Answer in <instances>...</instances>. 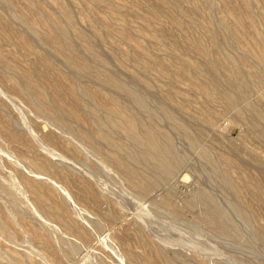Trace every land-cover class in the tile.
<instances>
[{
  "label": "bare ground",
  "instance_id": "6f19581e",
  "mask_svg": "<svg viewBox=\"0 0 264 264\" xmlns=\"http://www.w3.org/2000/svg\"><path fill=\"white\" fill-rule=\"evenodd\" d=\"M0 3L11 10L13 17V22L11 23L20 26V29L15 32L16 37L11 36V38L7 35L6 38H3L4 40L1 39L3 40L2 43L5 44L7 41V44H13L16 47L17 53L28 58L32 57L31 61L34 63L38 60L40 63L46 64L48 68H51L47 70V74L44 72V75L37 74L33 69L31 71L29 69H22L16 63L17 61L9 58L0 47V77L5 80L8 88L15 93L17 92L25 100L24 102L28 104L30 109L60 130L70 134L74 138L72 139L74 142L75 140L76 142L78 141L77 145L79 142L83 143L82 145H85L102 162L104 168L121 181L122 185L126 186L122 187L127 188L128 192L139 200L150 196L149 193L152 190H156L157 187L161 189L160 185H163L165 181L174 177L180 167L182 168L181 165L186 159V154L181 151L183 149H179L178 144L179 141L185 142L191 150L198 153L199 159L202 162L201 165H203L204 175L220 189L222 196L229 202L228 205L230 204V208L236 217L244 221L246 228L254 238L258 240L264 239V226L259 227L255 224L256 217H258L257 214L255 216V213H252L253 210L245 209L236 200V198L241 200L244 195L248 194L255 201H258V203L264 204V191L259 187V183L249 180L247 170L242 169L236 162L224 159L223 163L225 166H222V161L220 162L214 158L209 148L203 147V145L200 146L201 144L199 145V136L202 130L209 126H214L217 117H219V109L215 108L212 103L219 102L226 108H236L239 104L238 102L241 99L247 101L246 98L253 91L252 88L260 86L262 82L259 75L257 76L253 73L248 65L241 62L238 57L231 53L232 51L226 50L229 45L228 41L207 15V10L211 9L209 0H157L159 12L168 17L173 25V30H169V36L176 41L177 44H175L182 48L185 53L192 56L191 59H187L178 55V51L173 50L174 48L168 49L170 56L176 58L178 61L179 74H188L190 76L191 91L200 94L204 98L205 109L207 111L205 110L206 113L200 115L195 130H191L188 127L190 125L186 123L188 119L185 120L182 118L183 116H180V113L173 110L176 109V106L171 109L157 103L152 98L153 94H151V90V92L149 91L147 82L140 79L137 80V83H135L136 81L132 82V76L131 78L130 76L128 77L131 79L130 81L125 78L126 76L123 77L125 75L124 72L122 75L108 68L110 61L108 62L104 56L105 53L101 52L102 50L95 42V39L92 40L91 31L89 32V36L86 32L79 31L81 28L79 30L75 29L74 16H77L80 12L74 14V11L72 13L73 10L70 6H74L70 5V2V6L68 3H57L59 9H56L59 12H54L50 15L44 14L42 7L40 8L39 4H37V0H21L20 2L16 0H0ZM19 3H21L20 6ZM99 4L98 2L97 5ZM241 4L244 9L243 17L231 14L237 28L243 32V37L240 38L239 42L241 46L250 47L247 50L255 56L258 62H264V50L261 47L263 36L257 29L258 24H256L254 15L250 11L248 0H241ZM24 9L26 12H24ZM82 18L91 28H96L88 21L89 19L87 20L83 16ZM78 19L80 21V18ZM78 19L76 22L80 23L81 21L79 22ZM217 20L218 22L220 21L218 18ZM11 28L7 31H11ZM246 29H248L249 34L245 32ZM95 31H97V28ZM158 33L159 31H157ZM12 34L14 35V33ZM97 40L99 42V39ZM120 55L119 57H121ZM122 56L126 57V54ZM59 63L63 65L62 67L65 70L60 68ZM122 66L120 65V67ZM136 77L133 78L136 80ZM57 83L63 87L62 91L56 88ZM90 83L91 85H89ZM92 85L95 86L93 87ZM49 89L53 92L50 93ZM171 93L174 94L172 91ZM238 117L254 128L257 135L264 140V96L261 102H247L246 107L244 106V108L238 110ZM81 123H85V125ZM6 130L0 133V144L4 146L7 145L8 141L12 140L10 131ZM56 138L63 149L72 153L77 151V147L74 144H68L58 139V137ZM8 148L10 149L9 145ZM14 148L16 149V147ZM13 149H10L13 155L8 149L6 151L12 157L16 156V160L20 159V162L22 160L37 169L33 159L25 158L20 152ZM236 150L248 166L251 165L260 174H264V154L258 155L246 147H238ZM57 152L59 153V151ZM233 154L235 156V153ZM243 162L242 165H244ZM2 164L3 162H1L0 158V169L2 168ZM8 171L11 172L10 170ZM9 172L8 174H10ZM37 176L39 177V175ZM44 176L45 178L47 177L45 174ZM263 176L261 175V177ZM10 177L11 184L5 183L6 180L3 182L4 179L2 181V177H0V196L4 195L6 198H9L15 204V207H13V203L8 201L9 199L7 200L10 202V207L12 206L14 210L17 209V205L23 206L22 209L24 208V210L18 207L19 209H17L16 213L13 211L16 214L15 219H17L18 224L26 226L31 236H42L41 231L45 229L41 227L37 221L38 219H34L33 214L31 213V215L27 209L31 206L37 208L39 217L37 213L35 215L38 218H40L41 213L43 217L45 216V218L47 217L54 222L56 227L61 228L60 230L52 231L53 233L51 232L56 237H53V239H56L54 248L57 247L55 249H58L60 252L59 263L70 264L78 245L90 244L91 238L76 218L75 210H73L68 199L69 197L67 198L65 194L66 192H54L51 188V191L55 194L52 197L46 195L47 190L46 192L42 191V182L39 178L40 187L36 185L37 182L35 183L31 180L34 178L31 177L29 179L28 177L30 176L28 175L27 177V175L22 173L21 169L20 171L16 170L14 173L11 172ZM35 180L37 181V178ZM64 187L65 189H62V191L70 190L69 188L66 189L68 186ZM91 190L89 194L96 200L98 196L91 192ZM197 192H199L197 199H191L181 204L174 203L170 193H166L165 196L160 193L164 197L159 194L162 199L159 202H154H156V206L158 205L161 208L167 209L174 217H179L185 208L193 209L199 205L200 210L197 215L195 214V222L199 221L204 224L217 237L232 239L246 248L253 249L254 246L251 242L253 240H250V234L249 237L247 236V232L240 229L238 222L232 218V212L229 211L230 208H227L228 205L226 207L221 204L217 196L210 190L202 188ZM24 195L28 196V202L24 201ZM79 201L82 204L85 202L82 199ZM34 211L36 210L34 209ZM114 213L110 212L103 218L101 217L102 220L98 227L111 223L114 219ZM39 220L41 221V219ZM113 222L115 223V221ZM11 223L6 216L0 215V236L12 245L19 241V234L15 224L12 223L14 224L13 226ZM45 223L50 227L51 224ZM56 227L52 225L50 229L55 230L53 228ZM48 229H46L47 233L49 232ZM61 230L64 232L63 234ZM135 232L138 236V246L136 247H140L139 249L144 252L147 251V255L144 258H140L145 254H140L141 256H139L137 252L140 250L138 249L139 251L136 252L134 247L132 249V242L125 239L120 255L122 256L120 259L122 258L125 263H176L174 257L172 258L171 256L169 258L168 254H165L164 251L167 250L163 251L159 248L160 246L158 247L152 239L145 236L140 229H137ZM42 239L44 241L48 240L46 235H43ZM130 240H133V238ZM44 247L47 248L48 245ZM95 253L93 261L94 259L96 261H94V264H97L95 262H98V264L119 263H117V260L111 254H103L100 251ZM140 253L142 252L140 251ZM0 255L8 256L12 264H29L24 257L16 252H8L1 246ZM175 259L177 260V258ZM177 262L179 263V261ZM2 263L0 262V264Z\"/></svg>",
  "mask_w": 264,
  "mask_h": 264
},
{
  "label": "rangeland",
  "instance_id": "374dc122",
  "mask_svg": "<svg viewBox=\"0 0 264 264\" xmlns=\"http://www.w3.org/2000/svg\"><path fill=\"white\" fill-rule=\"evenodd\" d=\"M16 1L20 2L21 0ZM42 1L45 2L42 3ZM54 1L55 0H47L46 2V0H37V4H39L40 8L42 7V11L45 15H50L54 12H59L57 10L59 9V2L68 3V5L70 2V5L74 6L72 7L69 5L73 10L72 13H74V11V14H76V12H80L78 14L80 16L77 15L78 17L73 14L75 18V29L79 30L81 28L79 31H83L84 33L86 32L87 34L91 31L90 34L92 33V40L95 39V42L102 50L101 52L103 54L105 53L104 56L107 58L108 62L110 61L108 68H111V70L117 71L122 75L124 72L125 75H123V77L126 76L125 78L130 81L132 76V82L136 81L135 83H137V80L139 79L147 82V85H149L148 89L149 91L151 90V94H153L152 98L157 103L167 106L168 108L170 107L171 109L176 106L175 108L177 110H173L180 113V116H183L182 118L185 120L188 119L186 121L187 125L190 124L188 127L191 130H195L197 128L200 115L205 114L207 111L205 109L206 104L204 98L200 94L191 91L190 76L188 74H179L178 61L176 58L170 56L168 49L174 48L173 50L178 51V55L187 59H191L192 56L185 53L182 48L176 45V41L169 36V30H173V25L168 17L159 12L157 0ZM95 1L97 2L95 3ZM209 1L211 3L210 8L214 9L207 10V15L228 41L229 45L226 50L229 52L232 51L231 53L238 57L241 62L248 65L253 73L257 76L259 75L262 82L260 86H254L252 88L253 91L249 94L250 96L248 95L246 98L247 101L245 99H241L238 102L240 105L238 104L236 108H226L219 102H213V106L219 109V117H217L214 126L212 125V127L209 126L202 130L199 136V145L201 144L200 146L203 145V147L209 148L214 158L220 162L222 161V166H225L223 163L224 159H230L236 162L242 169L247 170L248 179L258 182L259 187L264 191V176L261 177V175L264 174H260V172H258L253 166H248L236 150L238 147H246L254 153L256 152L258 155L264 154V140L257 135L254 128L250 127L246 121L238 117V110L244 108V106L246 107L247 102H261L263 99L264 62H258L255 56L247 50L250 49V47L241 46L239 42L240 38L243 37V32L237 28L231 14L243 17L244 9L242 7L241 0ZM98 2L104 5H97ZM248 2L250 11L254 15L256 24H258L257 29L263 36L261 47L264 50V0H248ZM20 5L21 3H19V6ZM9 10L10 9L8 7H5L0 3V47L2 51L9 58L17 61L16 63L20 68L25 70L29 69V71L33 69L37 72V74L40 73L44 75V72L47 74V70L51 68H48L46 64L40 63L38 60L34 63L31 61L32 57L28 58L24 55L22 56L20 53H17L16 47L13 44H7V41L5 44L2 43L4 40L3 38H6L7 35L10 37H16L15 32L20 29V26H17L15 23H11L13 22V17L11 10ZM24 12H26L25 9ZM81 14H83L82 16L84 18L86 17L87 20L89 19L88 21H90L93 26L97 28L98 32L95 31L96 28H91L87 22H85ZM78 18H80L81 22ZM217 18L220 19L221 22H218ZM77 19L80 23L76 22ZM221 24L223 25V28ZM10 28L13 31H7L10 30ZM99 28L102 30L101 32ZM157 31H159L158 34ZM245 32L249 34L248 29H246ZM12 33H14V35ZM97 39H99V42ZM167 46L169 47L167 48ZM120 54H126V57H123ZM119 55L121 57H119ZM120 58L123 59L121 60ZM58 65H60L62 70H65L61 63ZM120 65L123 66L120 67ZM129 76L130 78H128ZM133 77H136V80ZM89 85H91V83ZM92 86L94 87L95 85ZM56 88L58 90L60 89L59 91L63 90L61 84L58 83ZM49 91L50 93L53 92L51 89H49ZM171 91L174 92V94L171 93ZM19 97L21 96L17 92L15 93L8 88V85L5 84V80L0 77V133L7 129L8 132L10 131L9 133H11L12 138L11 141H8L9 143L7 142V147L0 144L2 145L0 146V158L1 162H3L2 168L0 169L2 170L0 171L2 176L0 175V177H2V181L4 179L3 182L6 180L5 183L11 184V172L14 173L16 170L20 171L21 169L22 173L27 175V177L28 175L30 176L28 177L29 179H31V177L34 178L31 180L35 183L37 182L36 185L39 187V184H41L40 181L42 182L41 188L43 189V192H46L47 190V194L45 193L46 195L52 197L53 194H55V191L60 193L66 192L65 194L67 195V198L69 197V202L71 203L73 210H75L74 213L76 218L91 238L90 244L78 245L70 264H94L96 259L93 261V258H95V252L97 251H100L103 254H111L117 260V263L119 262L118 264H127L124 260H122V258L120 259V257H122L120 256L121 247L124 245L125 239L132 242V249L135 248L134 250L136 252L139 250L142 252H137L139 253V256L145 254L144 256L142 255L143 257H140L144 258L147 255V251L144 252L139 249L140 247H136L138 246V236L135 232L137 229H140L145 236L152 239L154 243H156L158 247L160 246L159 248L163 251L167 250L164 251L165 254H168L167 256L169 258H171V256L172 258L174 257L176 263L179 261L180 264H264V239L258 240L254 238L246 228L244 221L236 217L230 208V204L228 205L229 202L222 196L220 189L204 175L203 165H201L202 162L199 159L198 153L191 150L185 142L179 141L178 144L179 149H183L181 151L186 154V159L181 165L182 168L180 167L174 177L165 181L163 183L164 186L160 185L161 189L157 187L156 190H152L149 193L150 196H147L143 200H139L128 192L129 190L125 188V185H122L123 183L121 181L104 168L102 162L99 161L85 145H82L83 143L79 142L77 145L78 141L76 142L75 140L74 142V140H72L74 138H72L70 134L49 123L44 117L38 115L30 109L22 97V99ZM172 98L174 99L173 101ZM81 124L85 125V123ZM56 137L65 143L74 144L77 147V151L72 153L63 149L58 143ZM8 145L11 150L13 147H16V149L14 148L13 150L20 152L23 157L33 159L38 171L35 167L28 165L26 162L22 160L20 162L18 157V160L15 159L16 156L12 157L13 154L8 148ZM6 149H8L12 155L8 153ZM57 151H59V153ZM233 153H235V156ZM240 161H244L246 166L244 162V165H242V162ZM46 163L50 164L46 165ZM8 172L10 174H8ZM42 173L43 175H41ZM44 174L47 176L46 178ZM37 175H39V177ZM36 178L37 181L35 180ZM60 185L68 186L66 189L69 188L70 190L62 191L65 187H60ZM49 186L50 191L48 190ZM51 188L54 192L51 191ZM202 188L212 191L224 206L227 207L228 205L227 208H230L229 211L233 213H231V216L238 222L240 229L247 232V236L250 234V240H253L251 241L254 246L253 249L246 248L232 239L217 237L211 233L204 224L199 221L195 222L194 218L200 210L199 205L193 209H183L179 217H174L167 209L161 208L158 205L156 206V202H159L162 199L161 196L163 195L161 194H164L165 196L166 193H170L174 203L181 204L191 199H197V194L199 193L197 191ZM90 190L98 196L96 200L90 196ZM67 191H69V193H67ZM2 196H0V215L6 216L10 222L15 224L19 234V241L11 245V243L8 241L6 242V240L0 236V246L8 252H16L20 256L24 257L29 264H57V262L60 264L58 261L60 252L58 249H55L57 247L54 248L56 245V239H53L55 236L52 235V231H57L61 228L59 229L58 226L56 227L54 222L47 217L45 218V216L43 217L41 213L40 218H38L39 214L37 212L39 211L37 208L31 206L27 208L28 211L30 214H33L31 215L34 219H38L37 221L40 223L41 227L45 229V232L43 230L41 231V235H46V238L50 243L48 240L44 241L42 236H31L27 227L21 225L20 223L18 224L17 219H15L17 209H22L23 206L17 205V209L14 210L12 208L15 207V204L9 198H6V196ZM242 198L241 200L236 198L237 202H240L242 207H245V209L248 208L247 210H253L252 213H255V216L257 214L258 217H256L257 220L255 221L257 226H264V204L260 202L258 203V201H255L248 194L244 195ZM24 199L25 202H28V196L24 195ZM81 199L85 200L83 204L79 203V200ZM7 200L12 202L13 204H11L14 206L10 207V202ZM86 201L88 202L86 203ZM32 208L36 211H34V209L32 210ZM22 210H24V208ZM13 211H15V213ZM10 212L13 214L11 215ZM110 212H115L112 222L98 227L102 218ZM36 213L38 214V217L35 215ZM39 219H41V221ZM113 221H115V223ZM45 222L51 224L50 227L47 226V223ZM14 224L12 225L14 226ZM52 225L56 227L53 228L55 230L50 229L52 228ZM46 229H48V233ZM63 233L64 232L62 231V234ZM132 238L133 240L135 239L134 242L133 240H130ZM45 244L48 245L47 248L44 247L47 246ZM0 258V262H3L2 264H12L8 256L0 255ZM175 258H177V260ZM171 260L173 261V259ZM175 261L173 262L175 263ZM95 263L98 264V262Z\"/></svg>",
  "mask_w": 264,
  "mask_h": 264
}]
</instances>
